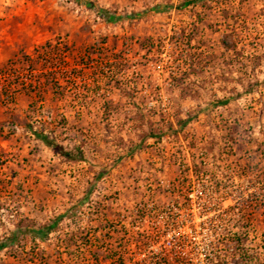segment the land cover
I'll return each instance as SVG.
<instances>
[{"label":"rangeland","instance_id":"obj_1","mask_svg":"<svg viewBox=\"0 0 264 264\" xmlns=\"http://www.w3.org/2000/svg\"><path fill=\"white\" fill-rule=\"evenodd\" d=\"M190 170L212 262L264 264V0H0V264H146Z\"/></svg>","mask_w":264,"mask_h":264},{"label":"built area","instance_id":"obj_2","mask_svg":"<svg viewBox=\"0 0 264 264\" xmlns=\"http://www.w3.org/2000/svg\"><path fill=\"white\" fill-rule=\"evenodd\" d=\"M189 174L175 181L176 186L166 187L170 202L165 207L150 204L144 209L145 213L137 211L139 215L142 213L141 221L151 225V237L146 246L139 249V256L146 264L217 262L213 256L215 248H209L219 244L217 231L222 218L229 217L234 207H221L220 203L230 198L221 192L217 179L204 171L190 170Z\"/></svg>","mask_w":264,"mask_h":264},{"label":"trees","instance_id":"obj_3","mask_svg":"<svg viewBox=\"0 0 264 264\" xmlns=\"http://www.w3.org/2000/svg\"><path fill=\"white\" fill-rule=\"evenodd\" d=\"M102 15L106 16V20H108V17H107L108 13L106 11H103ZM55 225H56V221L52 225L44 226V227H42V228H40L38 230H33V231H31V233L34 234L35 236H38L40 238V240L43 241L51 234V232L54 230ZM13 240L14 239L9 240V244L13 243ZM5 246H6L5 244H3V245L1 244L0 245V250L4 249Z\"/></svg>","mask_w":264,"mask_h":264}]
</instances>
